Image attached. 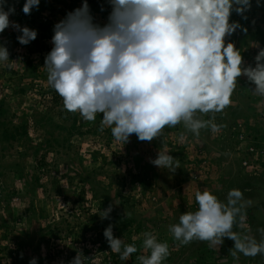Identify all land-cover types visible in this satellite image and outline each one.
Listing matches in <instances>:
<instances>
[{
	"label": "rangeland",
	"instance_id": "1",
	"mask_svg": "<svg viewBox=\"0 0 264 264\" xmlns=\"http://www.w3.org/2000/svg\"><path fill=\"white\" fill-rule=\"evenodd\" d=\"M259 1L262 3L252 0V7L244 17L233 12L230 18L241 27L227 41L242 52L244 66L254 67L256 54L264 48L260 37L264 34V0ZM24 3L25 0H7L5 10L14 6L10 20L37 30V38L22 45L17 40L21 33L14 28L0 33V44L10 54L7 62L10 67L0 63V102L9 110L7 118L13 120L10 124L18 122L15 114L27 119L30 125L28 138L14 141L13 145L0 139V173L6 175L0 178V264H11L14 257L18 264H29L33 258L37 262L39 255L43 259L41 264H64L62 259L72 244L80 246L77 253L83 264L88 263L83 255L86 249L95 262L115 264L104 260V254L111 250L104 236L109 225H104L115 223L113 215L132 221L122 234L114 224L113 235L124 244L137 247V252L126 261L119 257L117 264H139L138 256L149 254L143 248L145 232L167 242L170 254L163 264H264L262 254L255 257L238 254L239 259H234L229 252L234 242L228 238L221 245L210 246L199 240L183 245L169 231L170 225L179 223L182 214L198 210L197 191L207 190L227 204L229 190L239 189L244 197L243 208L233 230L258 241L264 239L259 231L264 229V154L258 159L248 157L247 142L241 143L240 134V144L237 138L231 139L235 132L231 122L237 119L241 122L240 133L245 129L249 135L247 141L261 147L257 151L264 146V97L253 93L254 85L247 77L237 78L231 104L222 112L197 114L203 120L213 116L210 121L215 126L201 129L198 136L181 123L173 131L166 127L151 142L139 141L133 134L124 144L113 137L110 127L101 130L102 114H97L92 122L78 113L83 133H74L63 145L52 141L51 145L41 147L47 139L52 140L51 136L63 139L68 135L53 127L63 122L60 111L65 108L60 106L62 98L41 75L43 71L47 74L44 61L52 48L54 24L79 7L82 0H40L41 11L33 8L30 15L22 11ZM88 3L95 18L104 23L110 10L106 0ZM29 60L37 66L35 78L27 74ZM21 87L25 88L24 93L18 92ZM54 97H58V104L54 103ZM234 111L240 113L239 118L232 115ZM42 116H51L53 122L40 121ZM158 151L176 157L179 168L174 173L150 162ZM135 156L140 163L135 162ZM11 163H20L31 185L23 183L17 170L9 166ZM14 189L16 193L6 201L4 194ZM104 196L110 197L111 205L106 204ZM109 207V217L101 219L99 213ZM49 229L58 236L51 237L46 233Z\"/></svg>",
	"mask_w": 264,
	"mask_h": 264
},
{
	"label": "clouds",
	"instance_id": "2",
	"mask_svg": "<svg viewBox=\"0 0 264 264\" xmlns=\"http://www.w3.org/2000/svg\"><path fill=\"white\" fill-rule=\"evenodd\" d=\"M0 0V33L12 27L27 45L37 30L10 20L15 7L5 10ZM104 23L92 14L88 0L68 11L53 26L51 50L44 67L48 84L70 113L94 122L102 114L101 130L111 128L113 137L124 144L135 134L139 141L158 139L166 127L183 124L198 136L201 129L215 127L197 114L222 112L231 104L237 78L245 75L255 95L264 97V48L255 56V66H244L241 51L227 41L238 28L232 13L244 17L252 0H106ZM259 4V0H257ZM40 0H25L22 11L30 15ZM101 11H105L101 7ZM246 18V17H245ZM246 31V29H245ZM227 41V42H226ZM8 48L0 44V63L10 60ZM160 169L175 172L176 157L158 151L150 161ZM243 193L231 189L227 204L205 190L195 193L198 210L186 212L179 223L170 225L174 239L183 245L193 240L222 244L234 242L229 250L234 259L264 255V239L242 236L233 230L242 214ZM111 207L99 213L109 217ZM264 236V229H259ZM110 249L126 261L137 247L113 235L112 225L104 230ZM139 264H163L169 256L167 242L144 233ZM29 264H36L33 258ZM69 264H83L77 253Z\"/></svg>",
	"mask_w": 264,
	"mask_h": 264
},
{
	"label": "trees",
	"instance_id": "3",
	"mask_svg": "<svg viewBox=\"0 0 264 264\" xmlns=\"http://www.w3.org/2000/svg\"><path fill=\"white\" fill-rule=\"evenodd\" d=\"M259 3H262V2L259 1ZM5 8H6V5H5ZM37 10L39 13L41 11V7H39ZM260 35H261L260 37L262 39L261 42L264 43V34H260ZM43 37H46V36L44 35ZM36 68H37V66L34 65L33 61L29 60L28 61V69L26 70L28 72L27 74H29L30 76H33L34 78L37 77L38 73H36ZM41 76H44L47 78V74L46 73L44 74V71H43V74ZM51 90H54V89L51 87ZM25 91L26 90L24 87H21L18 90V92H21V93L22 92L24 93ZM53 99H54L55 104L59 103L58 97H56V98L54 97ZM60 106L62 108H64L63 102L60 104ZM8 112H9V110L5 109L3 104L0 102V126H1V130H2L0 133V139L4 143L13 145L14 141H21L22 139L28 138L30 136V125H29L27 119H20V117L18 115L16 116L15 114H13V116L15 118H18V120H15L18 122L10 124L11 121H13V120L7 118ZM236 112H238V111H234V113H232V115L233 116L236 115V118H239L240 113L238 112L239 114L237 115ZM60 115H61L63 122L62 123H55L53 125V127H54V129L59 128L61 132L66 131V133L68 135L63 139H61L60 136H56V137L51 136L52 140L47 139L45 143L40 144L41 147L46 146L47 144H48V146L51 145L52 141H54V143L57 145H63L64 143L69 141L70 136H72L74 133H83V130H81L82 125L78 124V121H79L78 113H70V112L65 110L64 112L60 111ZM210 116L208 115V117H209L208 120H210L213 117V116H211V117ZM40 119H41L40 121H47V119H48L49 121L53 122L51 116L48 118H45L44 116H42ZM8 121H10V122H8ZM220 123H221L220 121H217V124H220ZM239 123H241V122H238L237 119L235 121L231 122V126H232L233 130L235 131L234 133L232 132L231 139L237 138V142L240 144V141L238 139L239 134H240ZM168 129L173 131L175 129V127H171V128L168 127ZM222 137H223V135H222ZM227 139H229V138H227ZM258 145H260V144H258ZM4 148H7V147L4 146ZM134 158H135L136 163H140V159L138 156H135ZM10 165L13 169L17 170V175H18V177H20L22 179L23 183H25L27 185L32 184V182H30L29 180L26 179L25 170L23 169L22 166H20V163L19 164L18 163H16V164L11 163V164H9V166ZM4 176H6L4 172L0 173V178L4 177ZM144 180L145 179H142L140 181H143V184H145ZM38 184L41 185L40 182H38ZM15 191H16L15 189L12 190V192L6 191V194H4V199L6 201H9L11 199V196L16 193ZM83 198H84V196L82 195V199ZM105 199H107V201H106L107 205L112 204L109 196H106ZM1 206H2V200L0 198V207ZM96 216H97V214H94L93 219H95ZM112 218L115 220V223H114L115 226L112 223H111V225H112V227L114 226V228L120 234L125 232L132 225V221L130 219H128L127 217L119 218V217L113 215ZM107 225H110V224H105L104 227H107ZM46 233L52 235L51 237H53V238L58 236L57 232L53 231L52 229L47 230ZM98 238H99V235L96 236V239H98ZM85 239H86V236H84L83 240H85ZM95 241H97V240H95ZM70 248L71 249L69 250V252H67L68 254L62 259V261H64V264H69V262L73 259V257L76 256V253L78 252L80 246H78V245L74 246L72 244ZM100 250H104L103 247H101ZM88 251L89 250L86 249L85 252H83L84 253L83 255L86 258H88L87 264H99L98 262H95V260H93L94 258H91V256L90 257L88 256ZM104 256H105L104 260H106V261L112 260L113 263H115V264H117V261L119 260V257H120L119 253L113 252V250H109V252L104 254ZM42 260H43L42 257L39 255L36 264H41ZM11 264H18V259L16 257H14L13 260L11 261Z\"/></svg>",
	"mask_w": 264,
	"mask_h": 264
},
{
	"label": "built area",
	"instance_id": "4",
	"mask_svg": "<svg viewBox=\"0 0 264 264\" xmlns=\"http://www.w3.org/2000/svg\"><path fill=\"white\" fill-rule=\"evenodd\" d=\"M240 126H241V124H240ZM248 139H249V135L247 134V132L245 131V129L241 130V133H240V141H241V143L247 142V145L246 146H247L248 157H249V155H251L250 157H256V159H258V156L261 153L264 154V146H263V148L261 150H258L257 151V149H259L261 147L256 146L254 143H249L247 141ZM237 149L239 150L240 148L238 147ZM257 161H259V160H257Z\"/></svg>",
	"mask_w": 264,
	"mask_h": 264
}]
</instances>
